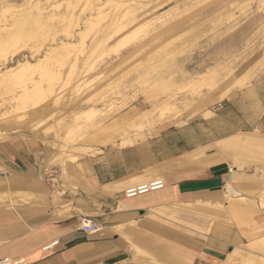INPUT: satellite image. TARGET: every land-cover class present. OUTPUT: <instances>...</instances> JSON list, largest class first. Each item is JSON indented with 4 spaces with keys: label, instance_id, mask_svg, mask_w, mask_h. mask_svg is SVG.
Instances as JSON below:
<instances>
[{
    "label": "rangeland",
    "instance_id": "374dc122",
    "mask_svg": "<svg viewBox=\"0 0 264 264\" xmlns=\"http://www.w3.org/2000/svg\"><path fill=\"white\" fill-rule=\"evenodd\" d=\"M262 1L10 0L9 7L0 3L2 21H11L19 11L40 13L45 19L43 26L31 25L29 36L18 38L15 45L0 53L10 65L25 58L37 62L51 48L67 45L59 50V63L56 59L44 62L46 73L39 84L45 93L41 91L42 95L23 103L26 128L14 129L0 120V145L44 146L50 158L42 182L64 193L66 186L57 185V180L65 183L68 176L64 175L62 159L68 169L70 163L79 164L106 148L120 147L119 142L133 133L143 134L146 140L160 122L186 115L192 116L186 122L200 115L212 116V107L206 106L212 85L217 89L248 82L264 66ZM4 69L1 65L0 75ZM39 72L35 70L34 78H39ZM209 72L215 73L213 79L203 84L202 73ZM66 80L68 85L61 91ZM20 89L19 84L0 82V115L15 111L14 95ZM251 143L235 147L232 156L245 177L244 166H253V179L258 184L246 191L245 177H241L235 186L238 192L232 195L250 196L255 208L264 210V145ZM64 152L76 155L77 161L72 162ZM6 171V167H0V186L7 178ZM55 173L57 179L52 180ZM28 196L30 192L21 185L0 187V212L29 206L35 198ZM211 218H204L200 225L188 219L186 225L205 236L218 234V229L226 233L236 221ZM250 242H240L239 246L258 253L256 247L248 245Z\"/></svg>",
    "mask_w": 264,
    "mask_h": 264
},
{
    "label": "crops",
    "instance_id": "0c3cea01",
    "mask_svg": "<svg viewBox=\"0 0 264 264\" xmlns=\"http://www.w3.org/2000/svg\"><path fill=\"white\" fill-rule=\"evenodd\" d=\"M208 95L210 117L200 115L186 122L192 117L186 115L160 122L146 140L106 148L79 164L70 163L67 181L57 180L59 187L66 186L64 193L42 182L48 149L37 143L0 145V167L10 173L0 187L21 185L30 192L29 199L35 198L29 206L4 210L6 218L0 212V242H5L0 259L23 258L27 264H153L158 259L173 264H226L230 251L251 241L248 245L258 253L245 250L263 264L264 210L255 208L250 196L227 197L225 184L229 177H245L230 156L232 150L251 141L264 145V66L248 82L217 87ZM240 138L248 139L247 145L236 143ZM224 139L233 143L222 151V159L210 160L219 156ZM198 158L203 161L197 162ZM244 170V188L254 190L258 184L254 168L245 165ZM162 178V189L125 195L131 186ZM50 191L58 196L44 200ZM197 201L213 204L210 213L198 210ZM215 216L236 221L226 233L218 229V234L205 236L186 225L188 219L200 225L204 218ZM90 222L101 229L82 231L81 225ZM54 241L58 242L53 248L44 249Z\"/></svg>",
    "mask_w": 264,
    "mask_h": 264
},
{
    "label": "bare ground",
    "instance_id": "6f19581e",
    "mask_svg": "<svg viewBox=\"0 0 264 264\" xmlns=\"http://www.w3.org/2000/svg\"><path fill=\"white\" fill-rule=\"evenodd\" d=\"M25 1V0H24ZM29 1V0H28ZM264 5V0L262 1ZM0 3H4V5H6V7L11 6L12 4L10 3V0H0ZM13 3V2H12ZM1 5V4H0ZM33 6V5H32ZM31 6V7H32ZM34 6L40 7L39 9L43 8L40 6L39 3H35ZM34 8V7H33ZM264 10V7H263ZM42 11V10H41ZM20 14L19 16L15 17L14 19H10L11 21H2L0 20V53H3L6 49H8L9 47L15 45V42L18 38L21 37H25L28 34L30 35V26L33 24L37 25H41L43 26L44 20L43 17L41 16V14L39 13L38 15H33V13H31V11L25 12V11H19ZM101 12V11H100ZM65 15V14H64ZM29 16V17H28ZM47 21V20H46ZM69 21V20H68ZM73 22V21H72ZM70 23V22H69ZM91 25V24H90ZM35 26V25H33ZM33 28V27H32ZM28 35V36H29ZM59 44V43H58ZM62 47V48H61ZM66 49L67 45L64 43H62V45H60L58 48H51V51L46 53V55H44L43 57H40L39 61L34 62L31 61L30 59L25 58L24 60H19L17 62H15L14 64H9L10 62L7 60V58L5 56H0L1 60H3V62L0 64V66L2 65L5 69V71H2L1 75H0V82L1 83H16L19 84L20 86V91L19 93H14V101L16 102V106L15 111H9L7 112V110L5 112H3L0 116V120L3 121H7L9 122L8 127H14L17 129H21L22 127L25 126V124L27 125V118H26V113L21 112L22 108H24V101L25 99L29 98V97H38V94H40V92H43V88H41L40 84H39V80L43 79V75H45V71H44V62L48 59H56L55 61H57V63H59L61 61V58L59 56L60 54V49ZM60 50V51H59ZM66 52V51H65ZM14 55V54H13ZM17 55V54H16ZM15 56V55H14ZM86 59V58H85ZM84 59V60H85ZM38 69L40 72L38 75L39 78H34V73L35 70ZM208 72V71H207ZM214 72H209L206 74L202 73L201 76V81L206 82L209 78H212ZM215 74V73H214ZM201 75V74H200ZM199 78V77H198ZM197 78V79H198ZM213 79V78H212ZM199 80V82H200ZM211 80V79H210ZM28 82H32V86L29 87L27 84ZM194 82V81H193ZM196 82V81H195ZM201 82V83H202ZM192 83V81H191ZM200 83V84H201ZM208 83V82H207ZM194 84V83H193ZM192 84V85H193ZM197 84V83H196ZM68 85L67 80L64 81V83H62V87L60 88V90L62 91V89L64 90V87H66ZM195 85V84H194ZM211 86L210 84L208 85V87ZM215 85H212L208 90H210L211 92L215 90ZM14 89V87H13ZM49 89H51L50 91H52V87H49ZM219 89V88H218ZM46 90V89H45ZM18 91V90H17ZM54 91V90H53ZM66 91V90H65ZM209 91V92H210ZM45 93V92H43ZM212 94V93H211ZM12 95V94H11ZM42 95V94H40ZM170 101V100H169ZM146 108V107H145ZM10 109V108H9ZM52 111V110H51ZM176 111V110H175ZM26 112V110H25ZM53 112V111H52ZM58 112V111H57ZM55 115V114H54ZM138 115V114H137ZM146 117V116H145ZM66 118V117H65ZM51 119V118H50ZM63 120V119H62ZM64 121V120H63ZM65 124V122H64ZM139 124V123H138ZM62 125V124H61ZM28 127V126H27ZM26 128V126H25ZM100 130V129H99ZM102 133V132H101ZM100 133V134H101ZM232 138V137H231ZM145 139V136L139 135V134H135L133 133L130 137L124 139L121 143L119 142L118 145L121 146H130V145H134L136 143H139L141 141H143ZM90 140V139H89ZM221 140V139H220ZM219 141V140H218ZM88 142V140H87ZM221 142V141H220ZM233 142H229L228 140L222 141L219 145V156L218 155H214V157H212V159L210 160H220L222 159V157H220V155H222L223 152L227 151V147L232 144ZM236 143H239L241 145L246 144L247 145V140L244 141V139H238L236 140ZM252 144V143H250ZM213 146V145H212ZM227 146V147H226ZM244 147V146H243ZM80 148L82 150L84 149V146H80ZM76 149V148H75ZM199 151V150H198ZM223 151V152H222ZM65 154H67V152H64ZM63 153V154H64ZM70 153V152H69ZM82 153V152H81ZM195 153V152H194ZM221 153V154H220ZM228 153V152H227ZM59 154V153H58ZM83 154V153H82ZM230 154V153H229ZM60 155V154H59ZM58 155V156H59ZM232 156V155H230ZM67 157H69V159H71V161L73 160L75 162V160L78 158L76 155L74 154H67ZM191 158V157H190ZM192 159V158H191ZM61 160V159H60ZM54 161V160H53ZM72 161V162H73ZM77 161V160H76ZM203 160L201 158H198L197 162H202ZM179 163V162H178ZM61 164L63 165L62 169L64 170V175L68 174V169H67V164L66 161L64 159L61 160ZM88 165V164H87ZM237 164H234V166L231 167L230 173L233 171V167H237ZM241 167V166H240ZM239 168V167H238ZM176 169V168H175ZM233 174V172H232ZM7 176H9V174L7 173ZM9 178V177H8ZM6 178L5 181H8ZM12 178V177H10ZM10 180V179H9ZM14 180V178H13ZM162 180L165 182V179L162 178ZM240 180V176H235L234 178H230L227 180L225 187H226V194L227 197H233V193L234 192H238L235 188L236 184L239 182ZM6 183V182H5ZM8 185V184H7ZM238 186V185H237ZM126 191V190H125ZM243 191V190H242ZM244 192V191H243ZM3 193V192H2ZM225 194V193H224ZM236 194V193H235ZM240 194V193H239ZM238 195V194H237ZM8 196V195H7ZM57 193L56 191H50V194L47 196L45 195L43 198L44 200L47 199H55L57 197ZM210 196V195H209ZM192 197V196H191ZM235 197V196H234ZM50 199V200H51ZM229 199V198H228ZM243 199V198H241ZM230 200V199H229ZM194 203V202H193ZM189 204V203H188ZM192 204V203H191ZM213 204L208 202H201V201H197L196 204H194V206L196 208H198V210L205 212V213H210V209L212 208ZM223 205V203H222ZM191 206V205H188ZM217 206V205H216ZM220 207V206H219ZM216 209V208H214ZM217 210V209H216ZM221 210V209H220ZM2 213V218H6L8 216V212L7 211H1ZM149 213V212H148ZM101 229V228H100ZM262 243H264V238L261 240ZM5 242L2 241L0 242V246L2 244H4ZM251 248V247H250ZM163 249V248H162ZM263 249V248H262ZM247 253V251L241 249V247H236L232 253L229 254V256L226 258L227 262L226 264H258L257 261L255 259H253L249 253ZM152 253V252H151ZM256 254V253H255ZM201 256V255H200ZM150 257V256H149ZM261 257V256H260ZM154 258H156L154 256ZM263 258V257H261ZM10 259V258H9ZM148 259V258H146ZM264 259V258H263ZM216 260V259H215ZM146 261V260H144ZM149 261V260H148ZM222 262V261H221ZM220 262V263H221ZM261 263V261L259 262ZM153 264H173V262H165L164 260H155V262H153ZM264 264V263H263Z\"/></svg>",
    "mask_w": 264,
    "mask_h": 264
},
{
    "label": "built area",
    "instance_id": "2783aa9c",
    "mask_svg": "<svg viewBox=\"0 0 264 264\" xmlns=\"http://www.w3.org/2000/svg\"><path fill=\"white\" fill-rule=\"evenodd\" d=\"M54 179L55 177L52 178V180ZM164 186H165V182L162 179H156L153 181H149L147 183H142L140 185L131 186L127 188L125 191V195L126 197H135V196L146 194L152 191H157L159 189L164 188ZM81 229L85 233H95L100 230V226L96 222H90L88 224H82ZM57 242L58 241H54L47 247H44V249L48 250V249L53 248L57 244ZM0 264H27V262L23 258H13V259L3 258V259H0Z\"/></svg>",
    "mask_w": 264,
    "mask_h": 264
}]
</instances>
